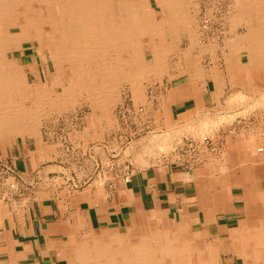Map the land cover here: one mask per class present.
Segmentation results:
<instances>
[{
    "label": "rangeland",
    "instance_id": "rangeland-1",
    "mask_svg": "<svg viewBox=\"0 0 264 264\" xmlns=\"http://www.w3.org/2000/svg\"><path fill=\"white\" fill-rule=\"evenodd\" d=\"M250 2L187 0L185 9L190 31H185L184 27L173 30L166 23L159 25L161 29L154 37L156 44H162L159 48V53L163 55L161 60L154 57L149 44L150 37L143 36L141 46L135 50L137 62L133 69L136 72L134 79L124 73L127 69L123 65V71L119 70L117 76L112 78L106 72L94 73L89 87L75 86L72 93L65 97L58 93H61V85L68 83L67 78H70L74 68L64 61L61 64L60 82L53 95L38 98L46 104L42 101V108L32 112L35 113L33 124L17 130H0V182L6 180H2L4 176L17 186L15 191L7 194L9 187L0 183V203L4 204L8 199L15 202L21 197H27L29 204L46 198L45 202L58 203L63 212L66 209L74 211V208L88 205L84 199H98L101 186L113 190L116 183L126 182L138 171L157 164L167 162L176 169L190 173L209 169L212 156L225 152L226 146L212 145V141L207 144L202 138L216 129L219 131L227 128L240 114L225 107L222 112L207 116L204 123L195 120L179 123L181 121L176 120V114L171 115L165 96L171 84H178L185 76L182 73L188 68L194 70V65L199 61L209 65L213 58L223 68L224 43H229L226 48L230 51L238 40L246 45L253 41V36L263 38L264 41V0ZM148 3L154 13L155 23H160L163 16L160 7L163 3L161 0H148ZM248 3L251 5L247 6ZM244 7H247L246 10H243ZM46 41L47 38L41 51L38 46L27 41L23 48L14 54L10 53L11 59L18 60L19 65L37 69L33 75L34 80L37 79V73L45 79V71L50 72L49 78L57 75L51 56L53 46ZM187 53L194 63H186L184 58ZM80 67L91 70L96 68L86 61ZM34 99L35 96L27 102L33 109ZM244 100L237 98V101ZM202 123L205 129L200 130ZM85 141L93 145L96 142L102 144V147H91V155L94 156L92 161L84 160V156H87L84 150H89V147L83 145ZM13 147L22 150L27 148L34 166L41 164L48 167L54 163L51 161L53 157H60L63 163L61 176L42 177L35 171L25 176L12 155ZM36 155L44 162L36 163ZM219 165L224 166L223 163ZM157 217L161 218V225L153 229L170 234L174 231L178 239L180 233L184 234V239H194L195 232L190 226L185 227V232L179 231L178 226H171L181 223L182 215L177 209L162 212ZM128 237L124 235L123 238ZM180 239L177 243L181 245ZM204 247L210 249L211 243H205ZM185 255L191 260L190 263L185 261L179 264H193L195 260L192 258L198 253ZM163 264L173 263L169 256H165ZM198 264H228V259L225 254L217 259L204 258Z\"/></svg>",
    "mask_w": 264,
    "mask_h": 264
},
{
    "label": "crops",
    "instance_id": "crops-1",
    "mask_svg": "<svg viewBox=\"0 0 264 264\" xmlns=\"http://www.w3.org/2000/svg\"><path fill=\"white\" fill-rule=\"evenodd\" d=\"M262 39L248 45L238 40L230 51L224 44L223 68L213 58L209 65L199 61L167 90L171 115L176 114L179 123H204L207 116L225 107L240 114L227 128L207 135L212 145L226 146L225 152L212 156L209 169L190 173L167 162L157 164L116 183L113 190L101 186L98 199H84L88 205L74 211L63 212L58 203L45 202L46 198L29 204L27 197L8 199L0 203V264H71L80 253H105L110 243L128 240L124 235L130 238L142 227L161 225L157 216L173 209L182 218L171 226L180 231L191 227L204 249L198 253L202 259L226 254L228 264H264ZM83 145L89 147L84 150L86 161L94 157L91 147H102L101 142ZM11 152L25 176L34 171L42 177L61 176L60 157H53L48 167L34 166L27 148L13 147ZM35 162L44 160L36 155ZM205 243H211V248L205 250Z\"/></svg>",
    "mask_w": 264,
    "mask_h": 264
},
{
    "label": "bare ground",
    "instance_id": "bare-ground-1",
    "mask_svg": "<svg viewBox=\"0 0 264 264\" xmlns=\"http://www.w3.org/2000/svg\"><path fill=\"white\" fill-rule=\"evenodd\" d=\"M161 2L162 20L155 23L148 0H0V130H17L33 124L35 113L32 112L44 105L43 100H39L42 96L53 95L60 82L64 61L72 64L74 69L67 78L68 83L61 85V93L58 94L68 97L75 86L89 87L94 73L106 72L112 78L119 70L123 71V65L127 69L124 73L134 79L135 50L141 46V38L145 35L150 37L154 57L163 59L159 53L162 44H156L154 37L155 33H159L160 26L166 23L173 30L184 27L186 31L190 25L185 9L187 0ZM46 38V42L53 46L51 56L57 75H50L49 78L50 72L45 71V79L37 73L34 80L37 69L19 65L18 60L11 59L10 53L23 48L27 41L41 51ZM252 39L255 40L256 36ZM186 58L194 63L187 55ZM84 61L96 68H81ZM34 96L35 109L27 103ZM155 213L159 214L158 211ZM152 227L157 228L156 225L142 227L128 240L110 243L105 253H80L71 264H163L165 256H169L173 264L190 263L184 253H201L204 250L196 235L190 241L179 232L180 245L174 231L170 234ZM182 232H185L184 228ZM192 259L195 260L193 264L202 260L199 255Z\"/></svg>",
    "mask_w": 264,
    "mask_h": 264
},
{
    "label": "built area",
    "instance_id": "built-area-1",
    "mask_svg": "<svg viewBox=\"0 0 264 264\" xmlns=\"http://www.w3.org/2000/svg\"><path fill=\"white\" fill-rule=\"evenodd\" d=\"M202 140H203V142H205V143H207V144L210 143V142L212 141L211 138L208 137L207 135H205V136L202 138ZM210 144H212V143H210ZM1 178H2V180H3V179H4V180L6 179L4 182L1 181L0 183H2V184H4V185H7V186L9 187L7 194H10V193H12L13 191H15V190L17 189L16 183H14V182H9L8 179L5 178L4 176L1 177Z\"/></svg>",
    "mask_w": 264,
    "mask_h": 264
}]
</instances>
